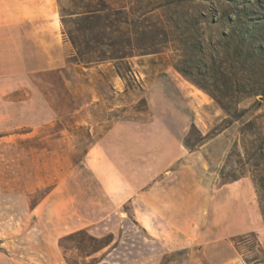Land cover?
<instances>
[{
  "label": "rangeland",
  "instance_id": "rangeland-1",
  "mask_svg": "<svg viewBox=\"0 0 264 264\" xmlns=\"http://www.w3.org/2000/svg\"><path fill=\"white\" fill-rule=\"evenodd\" d=\"M55 3L59 16L80 10L77 0ZM106 4L115 28L103 45H91L123 50L132 55L127 63L98 64L101 78L85 73L72 86L66 84L70 72L27 73V81L15 82L0 67V264H264L256 191L264 196V0ZM61 30L64 35L62 23ZM64 38L67 54H73ZM117 76L122 96H106L91 107L93 116L131 120L139 134L153 128L155 155L182 156L165 174L167 187L196 191V210L190 212L196 241L182 249L165 253L148 243L132 223L129 204L117 214L121 227L82 229L97 238L112 235L109 247L87 256L76 250L80 238L61 246L95 220L91 207L103 202L82 163L97 134L74 124L69 113L82 99L69 94H91L85 82L100 94H115ZM113 104L119 107L109 112ZM222 172L238 180L223 184Z\"/></svg>",
  "mask_w": 264,
  "mask_h": 264
},
{
  "label": "crops",
  "instance_id": "crops-1",
  "mask_svg": "<svg viewBox=\"0 0 264 264\" xmlns=\"http://www.w3.org/2000/svg\"><path fill=\"white\" fill-rule=\"evenodd\" d=\"M67 47L55 0H0V67L7 68L3 76L15 82H25L27 73L57 70L72 73L66 79L69 86L74 83L73 79L87 77L85 73H96L97 79L101 78L98 73L102 65H68ZM113 80L115 94H100L91 82H85L91 94H69L75 100L82 99V103L69 113L74 124L85 125L91 134H97L82 163L96 180L103 196V202L91 207L96 213L95 220L77 230L95 225L119 228L122 220L116 219L117 214L129 204L136 218L131 221L148 236V243L159 245L165 253L182 249L196 241L197 222L194 215L191 216L197 206L196 191L185 193L169 188L165 176L167 169L182 156L169 159L155 155L153 128L151 134H139L136 123L131 120L94 118L92 108L98 102H105L107 97L116 99L122 96L117 90L119 83L123 84L121 78L117 76ZM43 99L48 103L45 96ZM117 107L113 104L108 110L112 112ZM181 212H184L185 223L181 222L184 216ZM258 219L262 222L261 214ZM180 230L184 236L179 235Z\"/></svg>",
  "mask_w": 264,
  "mask_h": 264
},
{
  "label": "trees",
  "instance_id": "trees-1",
  "mask_svg": "<svg viewBox=\"0 0 264 264\" xmlns=\"http://www.w3.org/2000/svg\"><path fill=\"white\" fill-rule=\"evenodd\" d=\"M77 1L80 4V10L69 13L65 12L64 10L60 12V20L64 27V35L68 37V40L74 50L73 54H67V64L79 65L81 67H91L105 62H113L116 64L124 62L127 63L128 59L132 57L131 54H128L123 50H119L118 48L103 50L91 45L92 41H94L95 44L103 45L108 29L111 30L115 28L116 19L113 18L114 14L104 13L107 12L106 0H91V3L89 4H86L84 0ZM103 19L106 21L104 22V25L93 30L92 24L96 21H103ZM115 67L117 68V66ZM118 74L120 75L119 71ZM226 111L228 115L234 119L238 118L239 116V114H232L228 110ZM185 146L190 150L193 149V146H191L188 142L185 143ZM239 162L241 163V161ZM221 179L223 180V184H228L238 180L236 174L232 172H222ZM253 182L257 187L258 184L254 178ZM256 191L259 196L260 213L264 221V207L262 204L264 196L259 192L258 187ZM76 238H80L78 242L79 244L76 246V250L86 253L87 256L96 254L109 247L114 240L112 235L103 238H97L88 234L84 230H80L66 236L61 241V246L63 245L62 243L64 241L75 240ZM86 241H89L90 244H86Z\"/></svg>",
  "mask_w": 264,
  "mask_h": 264
},
{
  "label": "bare ground",
  "instance_id": "bare-ground-1",
  "mask_svg": "<svg viewBox=\"0 0 264 264\" xmlns=\"http://www.w3.org/2000/svg\"><path fill=\"white\" fill-rule=\"evenodd\" d=\"M120 84V83H119ZM122 87V86H121Z\"/></svg>",
  "mask_w": 264,
  "mask_h": 264
}]
</instances>
